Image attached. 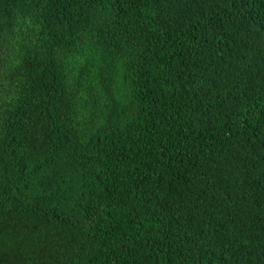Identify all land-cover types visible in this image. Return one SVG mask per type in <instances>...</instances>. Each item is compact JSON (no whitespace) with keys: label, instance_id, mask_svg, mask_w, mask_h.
<instances>
[{"label":"trees","instance_id":"trees-1","mask_svg":"<svg viewBox=\"0 0 264 264\" xmlns=\"http://www.w3.org/2000/svg\"><path fill=\"white\" fill-rule=\"evenodd\" d=\"M0 264H264V0H0Z\"/></svg>","mask_w":264,"mask_h":264}]
</instances>
